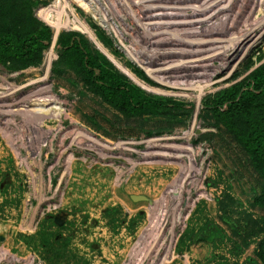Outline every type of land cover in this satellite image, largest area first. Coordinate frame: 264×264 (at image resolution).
<instances>
[{
    "label": "rangeland",
    "instance_id": "1",
    "mask_svg": "<svg viewBox=\"0 0 264 264\" xmlns=\"http://www.w3.org/2000/svg\"><path fill=\"white\" fill-rule=\"evenodd\" d=\"M52 1L0 0V32L21 37L44 25L53 32L51 44L34 60L0 62V76L21 87L9 93L7 100L0 96L4 104L0 112V247L16 256H4L0 264H127L128 253L150 223V210L158 208L155 202L159 204L157 200L180 171L179 165L164 163L155 151L149 152V162L137 151L146 152L147 140L153 137L173 135L178 152L186 151L194 171L201 175L206 195L193 192L194 204L176 231L173 256L163 264H264L258 254L264 240L261 165L213 113L215 100L225 90L264 66V0H199L185 10H197L183 16L190 23L179 27L185 36H177L180 32L172 26L134 31V46L108 31L87 1L75 0L81 2L85 15L66 0L111 54L80 28L63 29L55 39L54 27L40 16L41 8ZM216 21L215 29L197 33L199 22L213 26ZM194 26L197 34L192 32ZM63 32L81 33L106 66L144 94L183 107L145 114L123 111L90 82L73 56L62 53L58 37ZM255 34L258 38L248 52L235 61H231L233 53L228 55L229 64L213 70V63L222 61L223 45L239 39L234 36L248 39ZM143 60L158 71L166 70L159 73L162 78L145 68ZM175 60L188 66L169 71L166 67ZM189 66L197 77L166 79L176 70L186 73ZM44 76H48L49 107L44 112L39 104L38 113L21 109L25 107L16 102ZM1 82L2 94L8 86ZM10 108L20 110L12 114ZM192 127L187 147V140L179 137ZM83 129L105 143H130L109 154L77 133ZM135 161L140 163L134 167ZM176 195L171 191L167 198Z\"/></svg>",
    "mask_w": 264,
    "mask_h": 264
},
{
    "label": "bare ground",
    "instance_id": "2",
    "mask_svg": "<svg viewBox=\"0 0 264 264\" xmlns=\"http://www.w3.org/2000/svg\"><path fill=\"white\" fill-rule=\"evenodd\" d=\"M57 2H58V0H56V3ZM65 6L68 8V10H69L68 12L72 13L74 18H72V19L65 18L64 20H60V19L53 20V19H51L50 15L51 14H53V16L56 15V12H58L61 9V7H56L55 9L52 8L53 6L42 7L40 10V16L43 17L45 19V21H47L48 23H50L54 27L55 39H56L57 35L59 34V31L62 27L80 28L81 30L87 31L88 34L91 36V38L94 41L96 40L98 42V45L100 48H102L108 54H111L109 52V50L104 45H102V43H100L98 41V39H96L97 36H96L95 32L93 31V29L91 28V26L86 21L80 20V18L76 15L73 8L70 6L69 2L66 0H65ZM193 11H194V9L192 10V12ZM191 13H189V14H191ZM96 16L99 18V21L104 25V27L107 28L108 31L112 32V30H115L114 34L119 36L120 39L122 38V32L117 30L116 24L113 21H111L110 17H106L103 14H99V13H96ZM184 17L181 18L184 21L182 22V24L180 26H184V25L186 26L187 24H190V23H186V21H185L186 18H184ZM211 25L212 24L210 22H207V23L206 22H199V24L197 26H199L200 28H198L199 31L197 33L201 34V32H204L203 30L210 31L209 28H211V27H214V29H215L217 27V21L214 23L213 26H211ZM175 26H177V25H175ZM175 29L180 32L177 36H181V37H183V35L185 36V33L184 32L182 33L181 28L179 29V25ZM247 29L248 28H246V30ZM263 29H264V25H263ZM195 31L196 30H195V26H194L192 32L197 34ZM242 32H244V31H242ZM241 36L242 35L234 36V38H239V39H236V40L232 39V40H230L229 46L226 44L222 46L223 47L221 49L222 50L221 51L222 61L213 63V65H212V67L214 68L213 70H217L220 68L223 69L225 66H227L230 62V60L228 59V57H229L228 55H230L232 53L233 54L231 55V58H232L231 61H235L236 59L238 60L241 56H243V54L248 52V50L251 48V45L254 43L255 39L258 38V34H255L254 37L248 38V39H246V37H248V36H246L245 38H243V36L242 37ZM256 36H257V38H256ZM240 38H243L244 43H240V44L238 43L240 41ZM234 53H236V54L234 55ZM112 58L114 59L113 56H112ZM48 61H51V60L49 59V60H47V62ZM177 61L178 60H175L173 62L172 66L168 65L166 68H168V70L169 69L171 70V69H175V68H180V66L182 67L183 65L185 67L188 66L186 63L183 64L182 61L181 62L180 61L177 62ZM142 63L144 64L145 68H147L148 70H150L152 72V74L158 75V76H156L158 79L162 78L159 73L160 72L163 73L164 70L158 71V69H156L155 67H151V65L146 61L144 62V60H143V62H141V64ZM121 66L132 77H134L137 82L143 84V82L140 81V79L137 78V76L134 75L132 73V71H130L124 65H121ZM188 68L189 69L185 70L186 73H184V74H177L180 71L176 70V71L171 72L172 73L171 75L166 74V76L165 75L164 76L166 77V79H169V80H172L175 77H177V79L179 77H184V79H190V78L197 77L196 75L192 74V72L189 71V70L192 71V69H190V66ZM47 69H48L47 71L49 72L50 64L48 65ZM48 72H47V74H48ZM164 72H166V70ZM47 79H48V76H44L43 78H41L39 85L41 83L43 85L42 86L38 85L35 89L32 88V90H29L28 91L29 94L26 97H24L22 101L16 102L17 105L25 107V108H21V109H24V110L27 109L29 112L32 111L33 113L34 112L38 113L39 104H40L42 106V110L45 112L46 109L49 107V98L47 95V85H46ZM1 81H3V83H7L6 86H8V88H6L5 92H3L2 94L0 93V96H3L5 100H7V98H8L7 95L9 93L11 95L13 93L15 94V92L21 88L20 86L10 84L9 81H6L5 76H0V83H2ZM43 86H44V88L42 89ZM203 87H205V86H203ZM25 105H27V106H25ZM3 106H4V104L0 103V112L3 111L2 110ZM31 106H33V107H31ZM17 110L12 109V108L8 109V111L12 114H13V112L15 113ZM35 124H36V122H35ZM77 133H79L80 135L84 134V136L86 138H88V142H90V143L92 142L94 147H100L101 149H106L109 154H117V153H114L112 150L115 148L116 149H118V148L125 149L127 143H130V142H126V141L115 143V144L105 143V142H102L101 140H99L98 138L94 137L92 134H90L87 130H84V129L81 130V133L80 132H77ZM193 133H194V130L192 127L190 129V131L189 130L185 131V134L183 136L179 137V138H185L187 140V142H186L187 147L190 146L189 145V138H190V136L193 135ZM176 140H177V138H175L174 135L172 137H167V136L153 137V138L147 140L148 144H147L146 152L142 153L140 150L137 151L139 154L142 155L143 158H146V160H145L146 162L150 161L149 152L151 154V151H155V153H153V154H155V156L159 157L160 159H163L164 163H172V164L179 165L180 171H179V176L178 177L175 176L176 178L174 177L175 179L173 180V183L168 187V189H166V191L162 195V197L157 200V203L159 201V204H156V202H155L154 205H156L158 208L157 209L153 208L152 210H150L151 211L150 223L143 229L136 245L132 248L130 253H128L129 258L127 260V262H128L127 264H163L165 261L170 259L173 256V247H174L175 240H176V231L180 226L183 225L185 213L188 211L189 207L194 204L193 192L196 191V192H199V195H203V196L206 195V191L203 190V180H202L201 175L197 174V171H194V168L196 169V167L194 166V164L192 162L188 161L187 152L186 151L183 153L178 152L179 145L176 143ZM133 143H136V142H133ZM104 155L107 156V154H104ZM195 155L197 156L198 153H195ZM152 162H154V161L152 160ZM138 163H140V162L139 161L133 162L134 167ZM190 169L193 171V173L190 172L191 175L190 174L187 175L186 171L190 170ZM171 191H173V192L175 191V193L177 195L172 200H168L167 197ZM178 195H180V196H178ZM4 256H7L9 258H16V256L14 254H12L7 248H1L0 247V258H2Z\"/></svg>",
    "mask_w": 264,
    "mask_h": 264
},
{
    "label": "trees",
    "instance_id": "3",
    "mask_svg": "<svg viewBox=\"0 0 264 264\" xmlns=\"http://www.w3.org/2000/svg\"><path fill=\"white\" fill-rule=\"evenodd\" d=\"M52 35V30L46 25L21 37L9 32H0V62L14 59L34 60L43 48L51 44ZM105 41L111 44L109 39ZM58 43L62 53L75 58L90 82L105 98L123 111L145 114L169 107H183L181 103L171 104L144 94L119 72L106 66L81 33L73 32L68 35L63 32L58 37ZM138 73L149 80L143 71ZM251 85L253 88H250ZM213 113L259 162L264 175V66L244 81L225 90L222 96L215 100ZM262 197L264 198V194ZM258 254L264 261V240Z\"/></svg>",
    "mask_w": 264,
    "mask_h": 264
},
{
    "label": "built area",
    "instance_id": "4",
    "mask_svg": "<svg viewBox=\"0 0 264 264\" xmlns=\"http://www.w3.org/2000/svg\"><path fill=\"white\" fill-rule=\"evenodd\" d=\"M72 1L73 4H75V9L77 10L78 8L82 10L85 15H88V13L81 5L82 1H87L88 4H91L94 7L93 9L99 14L112 17L114 20L113 22L117 26V30L122 31L124 35L122 39H120L119 36L114 34L115 30H112V33L120 42L129 41L133 46L135 45L133 44L135 40L133 38L134 31L144 33L164 26L176 28L179 25V27H182L180 26L182 24L180 23L182 20L180 18H182L185 13L189 14V12L185 10L191 4L199 3V0H80V4L77 3L79 0H76L77 2L75 0ZM50 6H53L52 8L54 9L56 7H61V9L56 12V15H50L53 20H64L65 18L72 19L74 17L71 12H68L69 10L65 6V0H58L57 3L56 0H53L47 7ZM193 13L196 14L197 10L194 9L192 14ZM97 24L99 27L103 28L98 22ZM63 29L70 30L75 28L64 27L61 28L60 31ZM138 36L136 40L140 41Z\"/></svg>",
    "mask_w": 264,
    "mask_h": 264
}]
</instances>
